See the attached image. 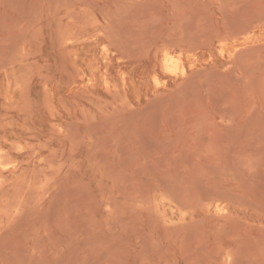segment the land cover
<instances>
[{
	"label": "rangeland",
	"instance_id": "1",
	"mask_svg": "<svg viewBox=\"0 0 264 264\" xmlns=\"http://www.w3.org/2000/svg\"><path fill=\"white\" fill-rule=\"evenodd\" d=\"M0 162V264H264V0H0Z\"/></svg>",
	"mask_w": 264,
	"mask_h": 264
},
{
	"label": "bare ground",
	"instance_id": "2",
	"mask_svg": "<svg viewBox=\"0 0 264 264\" xmlns=\"http://www.w3.org/2000/svg\"><path fill=\"white\" fill-rule=\"evenodd\" d=\"M73 42V41H72ZM166 54V53H165ZM165 56V55H164ZM172 55H170V54H166V58H165V65H166V67H168V68H170V66H171V63H172V58L174 57H171ZM174 58H176V57H174ZM176 61H177V58H176ZM175 61V62H176ZM174 62V63H175ZM177 64V63H176ZM164 66V65H163ZM162 66V67H163ZM172 68V67H171ZM173 68H174V66H173ZM170 70V69H169ZM168 71V70H167ZM3 152V151H2ZM4 153V152H3ZM2 153V154H3ZM3 157V156H2ZM3 163V162H2ZM0 165H1V162H0ZM6 165V164H5ZM2 166V165H1Z\"/></svg>",
	"mask_w": 264,
	"mask_h": 264
}]
</instances>
